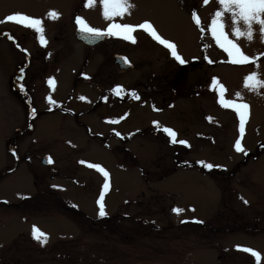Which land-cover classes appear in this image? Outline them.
Listing matches in <instances>:
<instances>
[{"label":"rangeland","instance_id":"obj_1","mask_svg":"<svg viewBox=\"0 0 264 264\" xmlns=\"http://www.w3.org/2000/svg\"><path fill=\"white\" fill-rule=\"evenodd\" d=\"M220 7L127 0L105 19L102 0H0V34L16 35V44L0 36V264H264V149L257 154L264 85H245L252 73L264 81V40L258 24L251 40L236 36L234 28H247L226 13L225 33L251 58L229 62L209 27ZM14 13L42 21L43 44L41 33L5 20ZM77 17L94 28L137 26L135 43L111 35L88 47L76 38ZM145 22L176 45L184 64L138 27ZM117 54L132 66L118 67ZM221 84L229 106L216 93ZM117 87L136 89L138 101L105 94ZM242 103L249 105L243 136L235 110ZM34 226L46 243L34 238Z\"/></svg>","mask_w":264,"mask_h":264},{"label":"snow or ice","instance_id":"obj_2","mask_svg":"<svg viewBox=\"0 0 264 264\" xmlns=\"http://www.w3.org/2000/svg\"><path fill=\"white\" fill-rule=\"evenodd\" d=\"M127 0H102L103 6H104V12L103 15L105 19H109L112 16L119 15L125 10ZM94 3V0H88V6H92ZM204 3L207 4L208 0H204ZM218 4L221 6L218 11L215 12L211 24H210V31L211 35L214 37L216 43L224 49V51L227 53L229 59V62L233 64H244L250 61V57L245 55L239 45L235 43L232 39H229L228 35L224 31V23L223 20L225 18V14H231V19L234 23L238 24L241 20L243 21L244 25L247 28V31H242L239 27L234 28V32L236 36H246L249 40L252 39L253 36V24H258L260 26V34L261 39L264 40V0H218ZM130 6V5H129ZM52 17H57L58 13L51 12L49 14ZM194 19L196 23L199 25L200 20L197 16L194 14ZM5 20L7 22H15L21 25H26L28 27H31L35 31L41 33V42L44 43V37H43V26L42 21L38 18L30 17L26 14L22 13H14L7 15ZM76 23L80 25L81 30L94 34L96 36L100 35H116V36H122L123 38L132 41L135 43V39L132 36V32L134 30L133 25L129 24H117L113 23L110 24L107 31H101L99 29L91 28L89 27L80 17L76 18ZM139 28L150 30L151 35L158 40L161 44L165 45L167 48L171 50V55L175 58L176 61H178L180 64H184L185 60L178 54L176 45L171 43L168 40L162 39L153 28L152 24L145 22L140 25H138ZM203 31V29H201ZM207 47V46H205ZM207 58V57H205ZM211 62V61H209ZM256 73L249 74L245 78V85L246 86H257V85H264V81H260L258 79H255ZM49 84H52L53 81L50 79L48 81ZM218 83L216 78H213V87L216 86ZM121 89L117 87L115 89V92L117 95H119ZM225 89L224 86L220 85V96L221 100L220 103H222L225 106H229L230 104H233L232 101H226L223 99V93ZM135 95V93L133 94ZM237 96H239V93H237ZM138 98V97H137ZM50 99V97H49ZM81 100L85 99V97H80ZM249 105L246 103L242 104H235V110L239 114L240 117V126H239V132L241 136H243L245 131V117L248 114ZM165 132H167L172 137V142L175 143V136L176 133L173 132L169 128L164 129ZM181 144H186V141H179ZM235 148L237 151H243L241 147V141L240 139H237L235 142ZM51 162V161H49ZM204 163V162H201ZM91 167L99 169V171L103 172L105 178L108 177V173L100 166V165H90ZM206 167L211 169L213 165L206 164ZM109 187L108 183L106 182L104 185V188L107 189ZM104 196L101 194L99 197L97 203L99 207L98 215L99 217H105L107 215L106 212V206L104 204ZM247 203V201H244ZM177 214L183 211V209H173ZM32 235L34 238L38 241H41L42 243L47 242V234L41 232L38 228L35 226L33 227ZM238 248L240 246H237ZM246 252H252V249L245 248L243 249ZM253 255H256L257 258H259V254L253 252Z\"/></svg>","mask_w":264,"mask_h":264},{"label":"flooded vegetation","instance_id":"obj_3","mask_svg":"<svg viewBox=\"0 0 264 264\" xmlns=\"http://www.w3.org/2000/svg\"><path fill=\"white\" fill-rule=\"evenodd\" d=\"M14 23V22H13ZM14 27H19V24L17 23V24H15L14 23ZM7 30H10V29H7ZM14 34V33H13ZM16 36V35H15ZM95 40V39H94ZM104 40H106V39H104ZM107 40H108V38H107ZM106 42V41H105ZM111 45H112V41H110L109 42ZM43 44V43H42ZM100 44V43H99ZM99 44H96L97 46L99 45ZM95 45V46H96ZM88 46V45H87ZM95 46H92L93 48H95ZM88 47H91V46H88ZM206 57V55H204L203 56V61L206 63V64H208V63H210L209 62V59L208 58H205ZM116 56H115V60H116ZM200 61H198V60H194V61H192V64L193 65H198V63H199ZM209 65H211V64H209ZM119 67V66H118ZM120 88V87H119ZM117 89V88H116ZM136 89H129V92L128 93H126L125 91H126V89H121V91H120V93H119V95H117L116 94V92H115V90H107V91H105V94L106 95H109V93H111V96L114 98V100H116L117 101V103H119V102H121L122 104H124V102H127L128 104H133L134 102H136V101H138V99H137V95L135 94V95H133L134 93H136V92H134ZM101 101V100H100ZM155 109V108H154Z\"/></svg>","mask_w":264,"mask_h":264},{"label":"water","instance_id":"obj_4","mask_svg":"<svg viewBox=\"0 0 264 264\" xmlns=\"http://www.w3.org/2000/svg\"><path fill=\"white\" fill-rule=\"evenodd\" d=\"M120 58H121V62H120L121 67H122V68H127V67L129 66V64L127 65V64L125 63L123 57H120ZM118 62H119V61H118ZM49 161H50V159H47V160H45V163H47V162H49Z\"/></svg>","mask_w":264,"mask_h":264},{"label":"trees","instance_id":"obj_5","mask_svg":"<svg viewBox=\"0 0 264 264\" xmlns=\"http://www.w3.org/2000/svg\"><path fill=\"white\" fill-rule=\"evenodd\" d=\"M262 149H264V148L262 147V145H260V148H258V149H257V151H258V153H257V154H259V152H260ZM249 155H250V154H249ZM254 157H255V158H257L256 156H254ZM257 159H258V158H257ZM245 165H246V164H245ZM203 170H204V169H203ZM204 171H206V170H204ZM6 174H7V173H6ZM6 174H5V175H6ZM3 177H4V175H3V174H2V175H0V179H1V178H3Z\"/></svg>","mask_w":264,"mask_h":264}]
</instances>
